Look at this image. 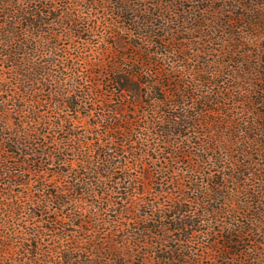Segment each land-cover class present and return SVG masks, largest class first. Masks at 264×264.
Masks as SVG:
<instances>
[{"label":"rangeland","instance_id":"rangeland-1","mask_svg":"<svg viewBox=\"0 0 264 264\" xmlns=\"http://www.w3.org/2000/svg\"><path fill=\"white\" fill-rule=\"evenodd\" d=\"M75 2L79 27L36 33L29 80L0 68V264H264V26L245 23L264 0H125L138 37L119 0ZM171 84L216 110L182 138L158 136L183 113Z\"/></svg>","mask_w":264,"mask_h":264},{"label":"trees","instance_id":"trees-1","mask_svg":"<svg viewBox=\"0 0 264 264\" xmlns=\"http://www.w3.org/2000/svg\"><path fill=\"white\" fill-rule=\"evenodd\" d=\"M57 1L59 0H0V64L3 65V67L0 66V68L4 69L7 65L9 66L7 68L9 69V71L25 72L27 74L24 75L20 74L19 77H23L25 80H29L32 72H35L36 70H40V69L39 68L34 69L32 67V63L35 64L36 66L39 65L38 59L32 58L31 55H29L28 51H34L40 53L41 49H45L44 48L45 44H43L41 37L36 35L45 34L47 36H50L51 38L50 40H52L54 37H56L57 34L55 33V30L50 29V27L51 25L53 27V25L56 24L59 20L66 22L68 26H71V29L73 30L79 27V23L82 21V19L79 12L76 10L77 8L81 7L80 4L75 2V0H67L70 1L68 2L69 3L68 6L64 7V12H62L61 15H58L54 13L55 10H57L56 9L57 7L55 8L52 5H49L50 2L56 3ZM116 10L119 13L118 17H121V19H134L133 22L134 30H132V32L133 34L134 33L135 34L133 36L135 37L140 36V31H142L143 28H145L146 26L143 25L144 27H142L140 25V19L143 18H141L142 15H138L139 12L135 14L136 16H131V12H135L134 6H130V4L125 2V0L122 1L119 0V5ZM126 14L130 15V17L126 18L125 17ZM256 20L258 21V19ZM245 23H249L255 28L256 27L259 28L261 25L264 26V23L261 22L256 24L252 19H249ZM63 25L64 23H62V26ZM63 28H67V27H63ZM153 32L154 31H150L147 32L146 34L151 35ZM146 36L148 37V35ZM139 38L142 39L141 37ZM33 41H35L36 43L34 44ZM30 46H32V48H30ZM53 48L54 49L52 50V53L54 50L55 52L59 51L58 49L59 46L56 45L53 46ZM28 59H32L30 65L28 64ZM150 62L152 63H148L147 64L148 67H150V65H154L153 61ZM155 64H157V62ZM120 72H116V74L111 80L113 86L119 91L120 96L123 97V93H125L126 91L139 95L141 90L140 87L141 84H138L134 81L139 78L140 76L139 73H137L136 75L134 72H131L122 75ZM43 76L44 75H42V78ZM170 79L172 80L173 77L170 76ZM172 88H175V90H173ZM168 89H172L169 92V95L171 96L170 98H171L172 109L182 108L181 106L183 105V103H185V100L189 96L192 97L191 95L183 96V93L178 87V85L171 84ZM78 98L80 99V101H86L87 99L86 95H84L83 93H81V95H78ZM166 100H164V102H166ZM169 102L170 101L168 100L166 103ZM215 102L217 101L214 99V97L213 98L210 97L207 100V103H215ZM182 110L183 113L181 115H172L168 117V124L165 126L164 129H162V131H160V135L158 136L161 137H163V135H166L168 137L179 136L180 138H182L181 129L189 130L191 128L192 129L196 128L197 126H204V120L202 119V117L206 116V112H208L209 114L216 113V110H212V109H207V111L204 112L202 108L200 111L196 112V116H191V114H189L185 108H182ZM196 120L198 122L197 124L195 123L196 127L190 124L191 122L194 123V121ZM1 132H4V128L2 125H0V133ZM8 138L9 137L7 135L0 136V151L5 152L4 150L5 142L9 140L13 141L12 138L9 139ZM0 157H3V155H1ZM3 161L4 159L1 158L0 174L1 172H6L7 169L9 170V167H6ZM4 174L7 175V173ZM144 236H146V234ZM141 238L144 239V237ZM135 247L139 248L140 247L139 243L137 245L135 244ZM235 248L236 246H232L231 249L234 250ZM168 252L171 253L170 250ZM174 252L176 253V251ZM148 254H152V253H148ZM162 260L167 262V264H178V263L186 264L182 259H180L177 256L164 257V259L162 258ZM118 261L119 259L110 260L108 264H113L116 262L118 263ZM120 264H122V262H120Z\"/></svg>","mask_w":264,"mask_h":264}]
</instances>
